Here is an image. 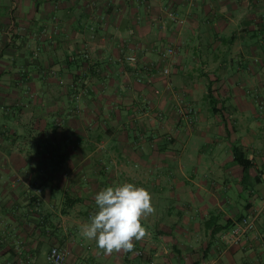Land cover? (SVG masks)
I'll return each instance as SVG.
<instances>
[{
    "label": "crops",
    "instance_id": "crops-1",
    "mask_svg": "<svg viewBox=\"0 0 264 264\" xmlns=\"http://www.w3.org/2000/svg\"><path fill=\"white\" fill-rule=\"evenodd\" d=\"M210 85L231 104L230 135L201 108ZM257 96L264 0H0V264H49L55 246L65 264H264ZM125 182L151 193L141 226L152 236L104 255L80 226L100 190ZM245 216L253 230L224 243Z\"/></svg>",
    "mask_w": 264,
    "mask_h": 264
},
{
    "label": "clouds",
    "instance_id": "clouds-1",
    "mask_svg": "<svg viewBox=\"0 0 264 264\" xmlns=\"http://www.w3.org/2000/svg\"><path fill=\"white\" fill-rule=\"evenodd\" d=\"M97 210L80 226V235L104 255L130 252L146 238L141 219L155 214L152 195L133 183L106 186L94 197Z\"/></svg>",
    "mask_w": 264,
    "mask_h": 264
},
{
    "label": "built area",
    "instance_id": "built-area-1",
    "mask_svg": "<svg viewBox=\"0 0 264 264\" xmlns=\"http://www.w3.org/2000/svg\"><path fill=\"white\" fill-rule=\"evenodd\" d=\"M175 54V49L172 46H168L165 50H163L161 56L163 60H168ZM127 61L130 64H135L137 62V57L135 54L127 57ZM164 73L169 75L171 73L170 68L166 67L164 69ZM179 114L184 117L189 124H192L197 119V110L195 107L189 102H185L181 107L178 108ZM39 194V193H38ZM36 203L40 204V197L36 198ZM254 228V221L249 217L245 216L240 221H238L230 230L226 231L222 234V240L227 245H236L239 244L245 239L250 231ZM147 237H151L152 234L150 231H147ZM139 255L146 257L147 251L140 250ZM68 257V251L62 249L60 247H52L48 254V262L49 264H65Z\"/></svg>",
    "mask_w": 264,
    "mask_h": 264
},
{
    "label": "trees",
    "instance_id": "trees-1",
    "mask_svg": "<svg viewBox=\"0 0 264 264\" xmlns=\"http://www.w3.org/2000/svg\"><path fill=\"white\" fill-rule=\"evenodd\" d=\"M208 96H209L211 110L213 114L219 115L221 117L226 133L227 135H230L228 124L226 120L224 119L223 111L217 108L218 99H216V97L213 95V90H212L211 85L208 87ZM232 153H233L234 160L244 170V172H249V170L254 167L252 160L247 156L244 146L241 145L239 142H235L233 144Z\"/></svg>",
    "mask_w": 264,
    "mask_h": 264
},
{
    "label": "rangeland",
    "instance_id": "rangeland-1",
    "mask_svg": "<svg viewBox=\"0 0 264 264\" xmlns=\"http://www.w3.org/2000/svg\"><path fill=\"white\" fill-rule=\"evenodd\" d=\"M233 73V72H232ZM205 75H207V72H205L204 73ZM229 74H231V73H229ZM234 76V74H231V77H233ZM253 78V77H252ZM251 78V81H254L253 79ZM207 79H209V81H211L210 80V77L207 75ZM240 81H242V80H240ZM212 83V82H211ZM211 87H212V90H213V95L215 96V94L214 93H217V92H219V90H221V89H219V88H217V87H213V85H211ZM210 104V103H209ZM194 107H195V109L197 110V107L195 106V105H193ZM211 105H204L203 107H201L202 108V110H203V112H204V115H205V117H208V114H209V111H212L211 110V108H209ZM230 107H231V104L229 103V102H227V100H226V96L224 97V96H222V95H220V99H218V105H217V108L218 109H221V111H223V112H228L229 110H230ZM250 108L251 109H253V110H256V111H262V112H264V97H261V96H257L256 98H254V101H251V106H250ZM197 113H198V110H197ZM200 113V112H199ZM222 123V122H221ZM231 130L232 131H235L236 129H237V125L236 124H234L232 121H231ZM255 130V129H254ZM259 131H261L260 133H262L263 132V134L262 135H264V125H261L260 126V130ZM252 138V136L249 138V140ZM139 256H141V255H139ZM143 256H141V258H142ZM146 257H148V255L146 256Z\"/></svg>",
    "mask_w": 264,
    "mask_h": 264
}]
</instances>
